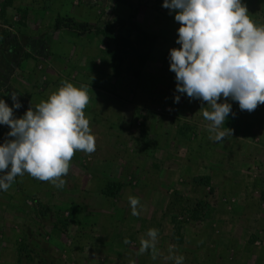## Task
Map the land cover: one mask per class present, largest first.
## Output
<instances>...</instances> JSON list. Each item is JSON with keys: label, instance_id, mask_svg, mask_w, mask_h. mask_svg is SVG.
I'll list each match as a JSON object with an SVG mask.
<instances>
[{"label": "rangeland", "instance_id": "1", "mask_svg": "<svg viewBox=\"0 0 264 264\" xmlns=\"http://www.w3.org/2000/svg\"><path fill=\"white\" fill-rule=\"evenodd\" d=\"M243 3L264 26V0ZM162 4L0 0V98L11 107L17 93L20 118L63 82L83 86L96 138L93 153L74 154L62 189L25 173L0 191V264H174L170 248L184 264H264V104L248 112L229 99L235 115L210 140L211 106L175 91L168 57L180 24ZM132 23L156 40L139 76L129 56L115 75L103 33L133 35ZM8 131L0 126V143ZM111 183L120 189L106 196ZM152 228L155 259L139 251Z\"/></svg>", "mask_w": 264, "mask_h": 264}, {"label": "clouds", "instance_id": "2", "mask_svg": "<svg viewBox=\"0 0 264 264\" xmlns=\"http://www.w3.org/2000/svg\"><path fill=\"white\" fill-rule=\"evenodd\" d=\"M162 7L175 12L180 24L175 41L180 47L170 49L168 57L175 91L211 106L203 117L211 122L209 139L220 141L225 136L220 127L232 113L229 99L248 112L264 104V26L253 22L243 0H163ZM181 95L173 102L179 103ZM10 98L11 107L0 98V126L10 129L0 143V191H8L25 173L62 189L74 154L96 150L84 113L90 102L86 89L65 81L20 118L13 111L22 106L17 93ZM221 98L224 102L218 103ZM128 201L131 215L139 216V198L129 196ZM146 237L139 251L152 250L155 259L158 230L149 229ZM123 242L130 243L127 238ZM169 253L174 264H184L183 256L171 248Z\"/></svg>", "mask_w": 264, "mask_h": 264}, {"label": "trees", "instance_id": "3", "mask_svg": "<svg viewBox=\"0 0 264 264\" xmlns=\"http://www.w3.org/2000/svg\"><path fill=\"white\" fill-rule=\"evenodd\" d=\"M4 12V10L2 11ZM55 25L60 27L62 22L60 19L55 21ZM64 26V25H63ZM67 27L78 26L81 30H87L85 24H71ZM133 35L124 36L120 33L104 32V36L113 41L114 48L111 51V68L115 75L121 74L124 70V61L128 60L127 66L129 72L134 76H139L140 66L143 64L148 56V52L151 51L153 44L155 43L156 36L142 30L138 25L132 23ZM144 44L146 46L144 47ZM131 57V58H130ZM120 189V184H108L103 191L106 196H113L115 191Z\"/></svg>", "mask_w": 264, "mask_h": 264}]
</instances>
